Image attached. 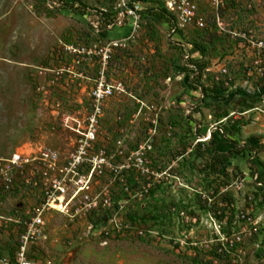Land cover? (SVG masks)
<instances>
[{
  "label": "rangeland",
  "instance_id": "obj_1",
  "mask_svg": "<svg viewBox=\"0 0 264 264\" xmlns=\"http://www.w3.org/2000/svg\"><path fill=\"white\" fill-rule=\"evenodd\" d=\"M219 13L222 30L188 26L183 43L163 21L146 18L124 45L113 46L127 37L125 30L101 36L58 3L0 0V159L16 152L34 158L0 183L1 252L17 248L16 220L44 195L40 150L71 151L72 127L86 118L104 71L128 92L107 100L100 124V145L113 167L67 213L47 215L30 258L40 264H264V49L258 47L264 0H221ZM189 78L222 88L223 101L200 102ZM240 91L256 95L255 102L241 104ZM232 135L252 152L235 156L223 176L214 171L211 142L225 153ZM248 159L258 174H250ZM102 192L121 206H86L85 195Z\"/></svg>",
  "mask_w": 264,
  "mask_h": 264
},
{
  "label": "built area",
  "instance_id": "obj_2",
  "mask_svg": "<svg viewBox=\"0 0 264 264\" xmlns=\"http://www.w3.org/2000/svg\"><path fill=\"white\" fill-rule=\"evenodd\" d=\"M50 3L61 5L64 0H47ZM106 7L92 9L88 6L83 14L74 15L86 20L98 34L107 35L115 29L126 31L127 37L111 42L113 46L124 45L125 39L138 32L141 21L153 18V13L158 9L165 10L167 17L171 20L169 35L176 36L177 32L187 30L188 26L195 28L209 27L212 29H223L221 27L220 5L221 0H99ZM74 9L81 7L82 0H74ZM105 2V3H104ZM85 4V3H83ZM74 14L72 9H68ZM207 16H213V22H209ZM261 45V46H260ZM258 47L264 49L261 43ZM103 52V50H101ZM106 54L108 50H105ZM106 59V58H105ZM103 61H106L103 59ZM226 72V71H224ZM122 82L107 80L104 71L96 81L91 93V102L86 118L83 121L76 120V127H72L76 134L74 147L70 152L60 156L52 149H41L39 152L40 165L43 168L45 192L37 207L26 216L16 220L18 227L17 248L10 254H4L0 249V264H40L31 257L32 248L42 234L47 215L51 211L67 213L72 201L86 192L92 180L101 176L104 169L112 168L109 155L100 145L99 129L101 120L105 116L107 100L120 93L126 92ZM212 133L210 132V137ZM209 137V138H210ZM34 160V158L32 159ZM20 152L14 153L11 158H1L0 183H6L10 170L26 167L32 161ZM129 167V166H124ZM119 174L121 172L117 171ZM122 171V168H121ZM98 194L95 199L85 195V204L89 207L103 206L114 207L121 204L113 201L106 192ZM71 194V196L69 195ZM2 224L0 223V232ZM1 247V243H0Z\"/></svg>",
  "mask_w": 264,
  "mask_h": 264
},
{
  "label": "trees",
  "instance_id": "obj_3",
  "mask_svg": "<svg viewBox=\"0 0 264 264\" xmlns=\"http://www.w3.org/2000/svg\"><path fill=\"white\" fill-rule=\"evenodd\" d=\"M74 3H75L74 0H64V1H62L60 7L62 9H72L74 11L73 15H77L78 13L79 14H83V12H85L84 9L88 8V6L86 4L81 3V7H79V9H74ZM150 18H152V17H150ZM153 18H156L158 20L163 21L164 24H166V26L168 27V29L170 28L171 20L167 17V14H166L165 10L158 9L155 13H153ZM174 37H176L178 42L179 41H181L182 43L184 42V39H183L184 37H183L182 31L177 32L176 36H174ZM182 45L184 46V48L186 47V44H182ZM193 48L200 53L201 57H204L205 51L200 46L195 45V47H193ZM194 66H195L194 71H193L194 74L195 75L196 74H200V71H201L200 67L198 65H196V64H194ZM188 71H190V70L188 69ZM188 83H189L190 86H194L192 88V90L200 91L201 96H202L201 99H200V102H205L206 99L210 98V97H212L215 100L223 101V99L218 98V97H220V95L222 93V90H223L222 88L219 89L216 86L209 87V88H207L205 86L206 87L205 88L203 85H196V82L193 79H191V78H189V82ZM259 91H260V94L264 97V86L259 87ZM208 93H211L213 95H218V96H210ZM239 93H241L243 95L239 96L238 100L244 106L245 105L247 106L249 104V102H252V103L255 102L254 101L255 99H253V98L256 95H249L245 91H243V92L240 91ZM233 131H234V133H233V135H234L236 133L238 134V132L240 130H238V128H234ZM227 142L231 145V149L228 152H225V153L216 151L214 146H213V141L211 142V146L213 148L211 150V153H212L211 158H212L213 163H214V169H215L214 171H216L218 174H221L223 176H227L228 175V173H229L228 168L232 165L231 160L235 156L247 157L246 155L247 154L250 155V153L252 152V150L249 149L247 145L239 144V142L236 139H234V136L233 137H229L227 139ZM246 162H248L247 168L250 170V174H252V175L258 174V170H259L258 166L253 165L252 162H251V159H248V161H246ZM259 165H263V164L259 163ZM218 245H219V247L218 246L217 247L219 249L223 250L221 244H218Z\"/></svg>",
  "mask_w": 264,
  "mask_h": 264
}]
</instances>
